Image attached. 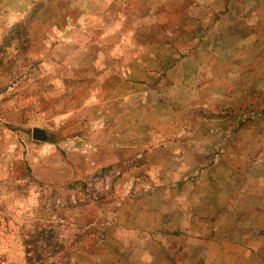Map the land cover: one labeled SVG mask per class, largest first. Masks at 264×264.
Returning <instances> with one entry per match:
<instances>
[{
  "label": "rangeland",
  "instance_id": "374dc122",
  "mask_svg": "<svg viewBox=\"0 0 264 264\" xmlns=\"http://www.w3.org/2000/svg\"><path fill=\"white\" fill-rule=\"evenodd\" d=\"M0 264H264V0H0Z\"/></svg>",
  "mask_w": 264,
  "mask_h": 264
},
{
  "label": "crops",
  "instance_id": "0c3cea01",
  "mask_svg": "<svg viewBox=\"0 0 264 264\" xmlns=\"http://www.w3.org/2000/svg\"><path fill=\"white\" fill-rule=\"evenodd\" d=\"M254 254H256V253H254Z\"/></svg>",
  "mask_w": 264,
  "mask_h": 264
}]
</instances>
